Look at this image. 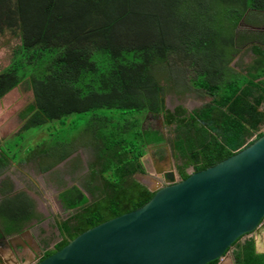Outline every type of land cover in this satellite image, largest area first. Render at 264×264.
<instances>
[{
  "label": "trees",
  "instance_id": "obj_1",
  "mask_svg": "<svg viewBox=\"0 0 264 264\" xmlns=\"http://www.w3.org/2000/svg\"><path fill=\"white\" fill-rule=\"evenodd\" d=\"M247 11H264V0H0V39L19 41L0 71V100L20 83L28 84L33 100L22 129L89 116L91 169L79 185L60 193L63 207L73 213L59 224L61 240L43 258L153 196L134 174L144 172L141 157L163 136L143 126L138 114H161L165 126L176 125L170 148L182 179L187 168L212 166L250 144L253 134H264L257 132L264 124V49L257 48L254 74L230 65ZM191 71L201 82L194 88L206 90L211 100L191 111L182 105L166 109L168 80L178 75V85ZM226 87L229 94L223 97L218 91ZM9 160L0 155V173ZM12 188L7 178L0 181V224L7 234L37 218L28 194H12ZM241 248L236 264H264L252 239Z\"/></svg>",
  "mask_w": 264,
  "mask_h": 264
},
{
  "label": "water",
  "instance_id": "obj_2",
  "mask_svg": "<svg viewBox=\"0 0 264 264\" xmlns=\"http://www.w3.org/2000/svg\"><path fill=\"white\" fill-rule=\"evenodd\" d=\"M159 176L164 184L153 188L137 180L153 193L141 207L86 229L35 264H208L245 234L264 241V134L184 179Z\"/></svg>",
  "mask_w": 264,
  "mask_h": 264
},
{
  "label": "rangeland",
  "instance_id": "obj_3",
  "mask_svg": "<svg viewBox=\"0 0 264 264\" xmlns=\"http://www.w3.org/2000/svg\"><path fill=\"white\" fill-rule=\"evenodd\" d=\"M247 13L244 14L242 20L259 28H264V12L247 11ZM242 29L243 27L238 29V34H240L239 30ZM253 36V34L238 36L239 40L235 45L242 46L246 38L250 39ZM256 38L258 41L264 40V32L260 31L256 35ZM0 40L3 41L0 43L1 71L9 64L12 51L16 48L19 41L17 38H12L8 35H5ZM231 50L232 47H229L224 49L223 53H228ZM242 61L245 64L248 62L246 55H244ZM239 62H233V65L236 64L238 68H241L237 64ZM177 76H172L173 81L171 82L170 79H167L169 83H172L165 97V106L168 110H173L178 105L191 110L209 100V95L206 92H202L201 94L198 92L193 94L191 92V89L194 88V83H198L199 85L201 83L194 71L185 74V79L180 81L178 85L175 82ZM195 77H197V80ZM201 90L202 88H200ZM218 92L221 96L226 97L229 94V89L226 87L223 90L220 89ZM32 100V92L26 82L20 83L0 100V155H4V157L10 159L9 163L0 173V181L5 178L9 179L15 190L19 191L23 189L28 192L26 187L29 188L31 199L34 200L35 204L38 203L42 208H45L44 211L39 212L44 216V220L42 222H34V226L31 229L36 240L45 245L47 243L52 244V242L57 240L55 236L57 229L53 223L54 216L56 214L59 216L64 215L57 203V187L76 183L79 185L78 176L89 173L91 167L88 165V162L93 158L91 150V148L93 149V140H91V135L86 132L89 126L88 114H74L45 124L44 126L22 129L30 113L27 105ZM23 115H27V117L24 118ZM146 115L147 113H143V115L140 113L138 117L144 120ZM149 122L152 123L153 121L150 120ZM163 132L165 143L167 144L166 147L169 153H172L170 151V141L175 140V127L170 126V128L164 129ZM47 151L52 154L48 156L43 155ZM65 155H68V157L56 164L52 169L41 171L46 165L56 162L59 156L63 157ZM159 167L161 168L162 166L157 165L158 169ZM167 167L168 165L165 168ZM32 174L36 176L34 181L26 178L27 176L33 177ZM59 174L64 176L62 183L57 182ZM152 178L156 180L155 177L152 176ZM143 182L147 184L145 180ZM157 182L159 183V181ZM47 212L50 216L46 215ZM257 248L264 250V246L260 244L257 245ZM229 261V257H226V264H229Z\"/></svg>",
  "mask_w": 264,
  "mask_h": 264
},
{
  "label": "flooded vegetation",
  "instance_id": "obj_4",
  "mask_svg": "<svg viewBox=\"0 0 264 264\" xmlns=\"http://www.w3.org/2000/svg\"><path fill=\"white\" fill-rule=\"evenodd\" d=\"M258 12H264V11H258ZM241 27H243V29L239 30V31L242 34H244V35L253 34L254 36H253V38H251L252 40H245V43L242 46H237V49H236L237 51L234 54L232 62L230 63V65L234 69H236V71L239 73L245 74L248 71H251V73L254 74L257 70V58H258V55L256 53L258 51L257 48L264 49V40L258 41L256 38V35L260 31L264 32V28H259L256 25L245 22L244 20H241L238 24V29H240ZM238 29L236 32H238ZM244 55L247 56L248 62L246 64L242 61L244 59ZM238 61H240V62L237 64H239V66H241V68H238L236 66V64L233 65V62H238ZM191 92L193 94H195L197 92L199 94H201L202 92H206L208 94V92L206 90L202 89L200 91V88H193V89H191ZM210 100H211V96H209L208 101H210ZM201 105L202 104H200L199 106H196L194 108H198ZM165 108H166V106H165ZM194 108H192L191 110H193ZM260 109L264 110L263 104L260 105ZM173 110H170V111H173ZM187 110L191 111L189 109H187ZM163 119L164 118L161 114L156 115L153 118L149 115H146V118L142 122L143 126L149 128V129L151 128L152 130L159 131L162 133V136H163V142L161 144H158L157 146L149 147L146 150V152L144 153L145 154L144 157L141 158L142 165L144 168V172L134 174V176L137 178V180L139 178L143 179V181L145 180V182L147 183V186L152 187V188L156 186V183H158L156 181H159L162 184H164V179L158 178V177H160L159 175L161 173H164V174H172L173 173L177 178H180L179 173L177 171V166H178L177 164H180V162H179L178 158L174 157L173 151H171V148H170V151L172 153H169V150L166 147L167 144L165 143L163 130L166 128H170V127L165 126ZM150 120H152L153 122L152 123L149 122ZM148 123H149V125H148ZM172 126L176 127V125H172ZM261 131L264 132V127H263V130H261ZM157 165L162 166L161 168L159 167L160 170L157 168ZM166 165H168L167 168H165ZM188 169H190V167L187 168V170H185L186 173H189L191 171V170L188 171ZM85 175H86V173L78 176L79 183H81L83 181V177ZM151 175L153 177H155L156 180L153 179ZM32 176L33 177L27 176L26 178L30 181H34L36 176H34L33 174H32ZM62 178H64V176L59 174L57 182L62 183V181H63ZM66 185H67V183H66ZM72 185H78V183L72 184ZM72 185L57 187L58 188L57 194H56L57 203H58L59 207L62 209L64 215L59 216L58 214H56L54 216L55 219H54L53 223H54L55 228L57 229L56 234H55V236L57 237V240L52 242V244L47 243V245H43L38 240H36L35 235L31 232V229L34 226L33 225L34 222H37V221L42 222L44 220V216L39 212L44 211L45 208L44 207L42 208L41 205H39L38 203L35 204L34 200H32V201L34 202V209L36 211L37 218L31 220L28 224L24 225L21 231H19L17 233L7 234L4 230V227H2V225L0 224V264H35V263L39 262L40 260L44 259L43 257L48 250H53L55 245L61 240L59 224L62 222H65L69 218V216L73 213V210H67L63 207L62 202L59 198V195L61 192H63L65 189H68ZM26 189L28 190V192L24 191L23 189H21V191H24L30 197L29 188L26 187ZM1 191L2 190L0 189V201L3 198ZM17 192H19V190H15V187L13 186L11 193L14 194ZM46 215L50 216V214L48 212L46 213ZM262 222H264V219L262 220ZM250 239H252V241H253L254 253L257 255H264V250L257 249V245L262 244V242L264 244V241H262V242H260L259 240L257 241L256 234L254 232H250L249 234H245L243 237L238 238L235 241V243L231 246V250L227 254H225L230 259V261L228 262L229 264H236L237 263L236 262V256L240 253V251L242 249L241 246L246 242V240H250ZM49 244H50V246H49ZM226 256L225 257L223 256V258H224L223 259L224 261L222 260L223 262L217 260L216 264H223L226 260ZM240 259H241V257H240Z\"/></svg>",
  "mask_w": 264,
  "mask_h": 264
},
{
  "label": "clouds",
  "instance_id": "obj_5",
  "mask_svg": "<svg viewBox=\"0 0 264 264\" xmlns=\"http://www.w3.org/2000/svg\"><path fill=\"white\" fill-rule=\"evenodd\" d=\"M260 130H258L257 132H259ZM260 132H263V131H260ZM254 139H256V133L255 134H253V136L249 139V140H254ZM190 169H191V171H192V168L190 167ZM136 178V177H135ZM136 180H137V178H136ZM140 183V182H139Z\"/></svg>",
  "mask_w": 264,
  "mask_h": 264
},
{
  "label": "crops",
  "instance_id": "obj_6",
  "mask_svg": "<svg viewBox=\"0 0 264 264\" xmlns=\"http://www.w3.org/2000/svg\"><path fill=\"white\" fill-rule=\"evenodd\" d=\"M247 40H252V39H251V38H250V39L248 38ZM261 109H262V108H261ZM263 127H264V124H263V125H261V127H260V129H259V130H260V131H261V130H263ZM159 170H160V169H159ZM190 170H191V169H190Z\"/></svg>",
  "mask_w": 264,
  "mask_h": 264
}]
</instances>
